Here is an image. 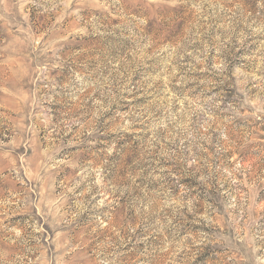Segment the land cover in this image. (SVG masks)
I'll use <instances>...</instances> for the list:
<instances>
[{"label": "rangeland", "instance_id": "rangeland-1", "mask_svg": "<svg viewBox=\"0 0 264 264\" xmlns=\"http://www.w3.org/2000/svg\"><path fill=\"white\" fill-rule=\"evenodd\" d=\"M0 264H264V0H0Z\"/></svg>", "mask_w": 264, "mask_h": 264}]
</instances>
